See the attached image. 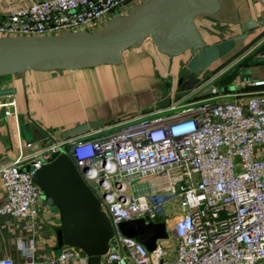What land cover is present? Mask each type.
<instances>
[{
	"label": "built area",
	"instance_id": "2783aa9c",
	"mask_svg": "<svg viewBox=\"0 0 264 264\" xmlns=\"http://www.w3.org/2000/svg\"><path fill=\"white\" fill-rule=\"evenodd\" d=\"M129 1L139 0H31L0 18V35L94 30L125 12ZM210 91L219 93L214 85ZM220 96L182 103L167 115L138 114L95 134L67 135L19 153L0 166V214L34 225L43 196L35 170L67 146L114 228L113 247L101 255V264H264V89ZM0 107L19 126L15 100ZM169 205L176 209L170 218L164 215ZM138 217H167L168 234L176 239L172 257L158 241L148 250L118 228L120 221ZM19 248L23 264L36 262L32 239ZM46 261L86 264L87 255L64 246ZM0 264L15 262L3 257Z\"/></svg>",
	"mask_w": 264,
	"mask_h": 264
},
{
	"label": "crops",
	"instance_id": "0c3cea01",
	"mask_svg": "<svg viewBox=\"0 0 264 264\" xmlns=\"http://www.w3.org/2000/svg\"><path fill=\"white\" fill-rule=\"evenodd\" d=\"M30 1L0 0V18L7 15L10 7ZM219 2L216 12L201 13L195 17L207 43L240 33L242 22L249 17L261 18L264 12V0ZM133 3H125V10ZM101 25L97 24L94 29ZM239 48L243 49L224 62ZM229 51L226 56L223 54L213 61L204 80L192 88H182L178 83L179 76L186 77L189 73L186 62L191 52L186 50L176 55L160 52L149 37L137 47L124 49L121 61L116 64L100 63L77 69L28 68L24 73L1 75L0 87L10 86L15 92L0 95V102L15 100L19 126L15 117L4 114L0 107V166L11 162L19 153L32 151L22 134V130H33L30 122L59 140L68 128L90 121L101 120V123L80 133L92 131L95 134L99 132L95 129L122 123L138 114L167 115L174 105L202 97L219 98L233 91L264 89V84H254V81L264 80V23L257 24L246 37L236 40ZM212 85L218 88L219 93H211ZM4 199L0 180V203ZM40 203L32 227L27 225L29 219L0 214V258L10 257L15 264H23L25 256L19 245L31 239L34 243V264H49L46 259L62 248L57 245L56 238V229L60 224L58 210L47 203L44 196L40 198ZM172 239L167 250L158 241L164 246V255L168 258L175 251L176 239L174 236Z\"/></svg>",
	"mask_w": 264,
	"mask_h": 264
},
{
	"label": "water",
	"instance_id": "95a60500",
	"mask_svg": "<svg viewBox=\"0 0 264 264\" xmlns=\"http://www.w3.org/2000/svg\"><path fill=\"white\" fill-rule=\"evenodd\" d=\"M219 7V0H139L94 30L0 35V76L24 73L28 68L77 69L100 63L116 64L121 61L124 49L137 47L149 37L160 52L170 55L191 52L186 62L189 73L186 77L179 76L178 83L182 88H192L204 80L210 64L228 52L236 40L246 37L257 24L264 23L263 12L261 18L249 17L242 22L240 33L207 43L195 17L214 13ZM14 92L10 86L0 87V95ZM99 123L101 120L78 124L62 135H74ZM29 126L33 130H22V134L31 150L55 140L34 122ZM63 150L53 152L51 159L35 170L34 180L43 190L47 203L58 210L57 245L78 247L87 255L86 264H101V255L113 247L110 238L114 228L99 198L66 153L67 146ZM166 219L163 217L157 222H146L142 217L127 219L120 221L118 228L153 250L158 239L169 235Z\"/></svg>",
	"mask_w": 264,
	"mask_h": 264
},
{
	"label": "rangeland",
	"instance_id": "374dc122",
	"mask_svg": "<svg viewBox=\"0 0 264 264\" xmlns=\"http://www.w3.org/2000/svg\"><path fill=\"white\" fill-rule=\"evenodd\" d=\"M229 52H230V51H229ZM225 54H227V53H225ZM225 54H224V55H225ZM224 55H222V56H224ZM225 56H226V55H225ZM219 62H220V61H219ZM181 104H182V103H181ZM179 105H180V104H176V105H174V107H172V111H174ZM128 192L131 193V189H130V188H128ZM167 210H169V211L165 212L164 215H168L169 218L172 216L173 213L176 212V209H174L172 205H169V207H168ZM172 240H173V239H172V236H171L170 234H169L168 237H166V238H160V239H158L159 242H162V244L165 245L166 250L169 249V246H171V245L169 244V241H172Z\"/></svg>",
	"mask_w": 264,
	"mask_h": 264
},
{
	"label": "trees",
	"instance_id": "16d2710c",
	"mask_svg": "<svg viewBox=\"0 0 264 264\" xmlns=\"http://www.w3.org/2000/svg\"><path fill=\"white\" fill-rule=\"evenodd\" d=\"M243 48H239L238 50H236L231 56L227 57L224 62L228 61V59H230L231 57H233L234 55H236L237 53H239ZM227 53V52H226ZM223 62V63H224Z\"/></svg>",
	"mask_w": 264,
	"mask_h": 264
},
{
	"label": "clouds",
	"instance_id": "9594fccd",
	"mask_svg": "<svg viewBox=\"0 0 264 264\" xmlns=\"http://www.w3.org/2000/svg\"><path fill=\"white\" fill-rule=\"evenodd\" d=\"M187 127H188V128H190V127H191V125H188Z\"/></svg>",
	"mask_w": 264,
	"mask_h": 264
}]
</instances>
